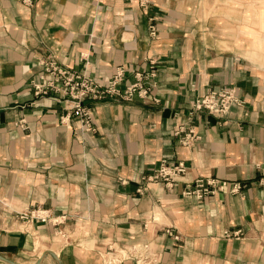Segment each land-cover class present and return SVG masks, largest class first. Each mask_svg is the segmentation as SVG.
Instances as JSON below:
<instances>
[{
    "label": "crops",
    "instance_id": "crops-1",
    "mask_svg": "<svg viewBox=\"0 0 264 264\" xmlns=\"http://www.w3.org/2000/svg\"><path fill=\"white\" fill-rule=\"evenodd\" d=\"M49 56L102 82L123 67L122 88L154 66L157 85L146 99L86 100L99 129L86 134L30 86ZM226 87L242 101L228 117L189 116ZM181 126L199 139L182 145ZM163 161L188 168L174 187L147 180ZM197 179L242 191L198 201L184 194ZM263 179L264 0H0V256L136 264L104 258L149 244L159 264H264ZM35 208L63 224L25 229L16 216Z\"/></svg>",
    "mask_w": 264,
    "mask_h": 264
},
{
    "label": "built area",
    "instance_id": "built-area-1",
    "mask_svg": "<svg viewBox=\"0 0 264 264\" xmlns=\"http://www.w3.org/2000/svg\"><path fill=\"white\" fill-rule=\"evenodd\" d=\"M26 5H32L34 0H21ZM151 34H156L154 26L151 27ZM154 65V63L152 64ZM41 69L31 80L30 86L33 88L37 98L48 97L54 99L63 106L66 114L61 117L62 124H70L72 119H76L83 133L95 135L99 129L94 119L93 107L85 105L86 100L94 103L102 101H132L139 97L146 99L151 96L156 88L157 71L152 69L147 73H136L135 81L122 88L125 79V68L119 67L116 73L106 82H102L88 74L80 73L69 67L62 66L56 56H49L40 61ZM242 101L234 87H226L214 90L209 94L195 100L189 116L192 118L200 112H207L220 119L228 117L231 108L241 105ZM22 122V121H21ZM184 134L180 143L191 145L199 139L193 128L185 126L179 127L175 131V136ZM187 166L184 162L168 163L163 161L157 171L147 178L149 182H158L171 188L179 183L186 175ZM264 189V179L260 181ZM229 191L231 194H239L242 191L240 183H230L217 179H197L194 186L185 191L186 196L195 197L198 201H204L216 193ZM16 218L24 224L25 229H30L34 224H51L56 229L63 224L64 220L55 218L47 210L41 208L30 209L18 213ZM167 233L173 236L172 230ZM61 234V232H60ZM226 238H241L242 233H225ZM179 240V236H174ZM113 257L116 262L134 261L136 264H159V256L153 252L149 244L142 246L123 247L113 249ZM115 262V261H114Z\"/></svg>",
    "mask_w": 264,
    "mask_h": 264
},
{
    "label": "water",
    "instance_id": "water-1",
    "mask_svg": "<svg viewBox=\"0 0 264 264\" xmlns=\"http://www.w3.org/2000/svg\"><path fill=\"white\" fill-rule=\"evenodd\" d=\"M46 254H50V255L55 256V254H54L52 251H49V250H48V251H46V252L42 255V257H44ZM0 260L7 261V262H9V263H11V264H15V263H13V262H11V261L5 259V258L2 257V256H0ZM40 261H41V260H40ZM40 261L38 262V264L40 263Z\"/></svg>",
    "mask_w": 264,
    "mask_h": 264
},
{
    "label": "rangeland",
    "instance_id": "rangeland-1",
    "mask_svg": "<svg viewBox=\"0 0 264 264\" xmlns=\"http://www.w3.org/2000/svg\"><path fill=\"white\" fill-rule=\"evenodd\" d=\"M104 259L106 262H109L110 260H113L114 258L112 257V255H106Z\"/></svg>",
    "mask_w": 264,
    "mask_h": 264
}]
</instances>
